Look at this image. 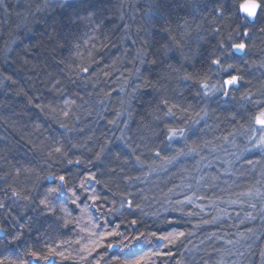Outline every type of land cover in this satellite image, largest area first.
<instances>
[{
	"label": "trees",
	"instance_id": "obj_1",
	"mask_svg": "<svg viewBox=\"0 0 264 264\" xmlns=\"http://www.w3.org/2000/svg\"><path fill=\"white\" fill-rule=\"evenodd\" d=\"M213 3L0 0V261L49 264L28 253L58 248L67 259L54 264H116L128 250L100 236L136 219L145 264H264V151L246 141L249 112L264 102V13L247 29L246 54L224 61L242 80L223 97L211 91L225 78L211 60L236 24L228 12L214 22ZM86 172L100 182L81 189ZM50 174L80 193L77 207L64 190L68 215L40 205ZM128 200L133 215L109 211Z\"/></svg>",
	"mask_w": 264,
	"mask_h": 264
},
{
	"label": "snow or ice",
	"instance_id": "obj_2",
	"mask_svg": "<svg viewBox=\"0 0 264 264\" xmlns=\"http://www.w3.org/2000/svg\"><path fill=\"white\" fill-rule=\"evenodd\" d=\"M58 2L62 7L63 6L71 7L70 0H58ZM48 6H54V5L49 4ZM210 12L214 14V22L215 20H220L221 23H223V21L226 18L225 13L228 12L230 13V18L232 23L236 24V27L232 28L229 31L227 39L221 41L218 45V50L221 53V55H218L211 60V64L216 65L220 69V71L225 74V78L223 79L222 84L212 85L211 91L212 92L222 91L224 95L227 97L233 89L238 88L242 80V77L239 74L233 75L230 69H232L234 65L225 64L224 61L231 56H236L237 54H246V49L248 47L246 43V38L249 36V32L247 29L248 27L252 26L255 23L257 17L260 16L261 13H264V0H232L230 5L226 4V0H214V3L210 8ZM69 21H71V17H69ZM220 30L221 29L218 27L214 31L220 32ZM225 53H227V55H224ZM183 78L191 79V76L185 75ZM200 87L206 90L209 89V84L206 82V78L204 81L200 82ZM205 95H208V91H205ZM242 99L248 100L249 97L244 96L242 97ZM165 103L167 102L165 101ZM255 103L257 105V109L255 113L249 112V122H250L249 130L252 133V135L249 137V141L252 143V147L264 151V102L256 101ZM170 113H171V109H169V113H166V115ZM65 115H67V113H65ZM61 127L67 128V126L64 124H61ZM168 132H169L168 140L171 141L176 136L177 130L169 128ZM179 132L183 134L184 130L180 129ZM72 147L76 148L77 145L73 144ZM56 152L61 153L62 149L58 147L56 148ZM103 152L104 149L102 148L101 151L96 154V160L101 159ZM62 154L67 156V152H63ZM156 155L159 156L160 152H157ZM137 160L139 161V157H137ZM167 162L170 163L171 160H168ZM68 163L79 165L82 163V161L79 158L76 159L75 161L70 159L68 160ZM89 163H91V161H89ZM249 163H251V161H249ZM47 179L56 181V183L46 190L43 198L40 200V205L43 207V209H47L49 214H53L55 212V209L59 207L61 211L66 213V215L70 214L68 212L65 202H62L64 200L65 189H67V192L70 194L68 196V200H70V202L73 205H77V207H79L77 202L80 200V193L77 192L76 186H69V180L66 179L65 175L53 176L50 174L49 177H47ZM91 181H95L96 183L100 182L97 179L96 173L86 172L84 174V177L80 180L79 188L83 189L85 185ZM13 195L19 197V194L16 193L15 191L13 192ZM19 198L25 200L29 199V197L27 196H23ZM87 198L92 201L91 206L95 207L98 212H100L103 209V204L100 203L102 198L98 194H95L94 192L89 193ZM0 207H3V205H0ZM87 207L88 205H85V208L80 209L82 214L85 213ZM125 207H127V209L129 210V215H133L134 204L132 200H128L126 204L122 201L119 209L113 208L109 211L120 213V210ZM135 208H139V205H135ZM91 221L92 218H90V223ZM68 223H69L68 220L64 221L65 226ZM136 224H137L136 219L131 220L129 225L131 231H128L126 229L124 232L118 230L121 227V225L117 224L115 229L111 231H105L100 236L101 241L109 237H114L118 239L119 242L117 244L108 243L106 245V247H108L109 249L121 248L128 250L127 258L121 261L117 257L116 264H145L146 257L137 255V250L143 244V242L148 239V237L143 232L134 234L137 233V229L135 227ZM102 226L103 225L92 224L93 228H98ZM21 227H23V225H21ZM5 231H6L5 229L0 228V233H3ZM90 235L95 236L96 233L91 232ZM150 235L152 237H156L159 240H168L170 243L172 242L171 236L173 234H169V236H157V234L153 232ZM175 235L179 237V236H183L184 233L181 232ZM16 239H19V236L13 237V240ZM100 246L101 245L99 243H96V247H100ZM28 255H30L37 261L43 260L49 262V264H54L53 258L55 257H60L61 259H67V257L64 256V253L59 251L58 248L57 249L48 248L46 254H42L38 251H31L28 253ZM0 264H4V262L0 261ZM21 264H25V262L21 261Z\"/></svg>",
	"mask_w": 264,
	"mask_h": 264
},
{
	"label": "rangeland",
	"instance_id": "obj_3",
	"mask_svg": "<svg viewBox=\"0 0 264 264\" xmlns=\"http://www.w3.org/2000/svg\"><path fill=\"white\" fill-rule=\"evenodd\" d=\"M222 92V91H221ZM252 135V133L250 132L249 134H248V136L246 137V141H247V143L249 144V145H251V146H249L250 148H253L252 147V143L249 141V137ZM257 139H258V137H257Z\"/></svg>",
	"mask_w": 264,
	"mask_h": 264
},
{
	"label": "water",
	"instance_id": "obj_4",
	"mask_svg": "<svg viewBox=\"0 0 264 264\" xmlns=\"http://www.w3.org/2000/svg\"><path fill=\"white\" fill-rule=\"evenodd\" d=\"M238 55H241V54H238ZM223 97H225V95Z\"/></svg>",
	"mask_w": 264,
	"mask_h": 264
}]
</instances>
